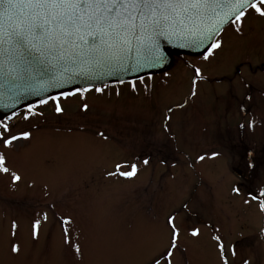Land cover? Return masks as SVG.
<instances>
[{
	"label": "rangeland",
	"instance_id": "1",
	"mask_svg": "<svg viewBox=\"0 0 264 264\" xmlns=\"http://www.w3.org/2000/svg\"><path fill=\"white\" fill-rule=\"evenodd\" d=\"M250 14L251 31L237 33L236 24L228 26L218 38L222 49L210 61L204 55L174 56L160 75L99 87L103 92L91 87L60 96L62 113L50 100L10 120L13 132L28 130L32 137L10 149L0 145L9 167L22 176L13 183L0 173V264H148L168 245L170 214H176L187 249L177 253L175 264H220L213 235L236 247L232 264H264V213L251 200L264 189V98L258 95L264 94V74L255 55L264 54V19ZM241 62L246 67L241 72L246 62L254 70L244 76L254 85L253 100L248 95L245 102L230 94L246 93L241 85L220 79L230 77L224 69ZM193 66L202 68L205 78L198 81L196 97L190 96ZM85 103L89 108L82 111ZM249 106L254 126L237 131L235 124L247 121L240 112ZM169 108L171 121L164 119ZM165 124L174 138L165 134ZM101 131L108 140L101 139ZM212 152L221 155L212 158ZM200 155L206 159L198 160ZM130 163L139 167L134 177L109 175L118 171L117 164ZM65 217L73 221L71 239L83 256L64 244ZM34 219L42 221L38 240L31 235ZM193 225L202 231L199 239L188 235ZM13 241L21 246L19 256L10 251Z\"/></svg>",
	"mask_w": 264,
	"mask_h": 264
},
{
	"label": "snow or ice",
	"instance_id": "2",
	"mask_svg": "<svg viewBox=\"0 0 264 264\" xmlns=\"http://www.w3.org/2000/svg\"><path fill=\"white\" fill-rule=\"evenodd\" d=\"M216 0H0V46L8 45V53H14L23 57V52L32 55V49L41 55L45 53L52 55L57 61H70L72 64L82 63H104L113 59H121L131 51L132 40L137 44V52L141 50L145 41L150 42V57L147 63L141 67H162L168 59L166 51L161 47L160 37L165 38L166 43H171L173 36L183 38L185 28L189 33H195L197 40L192 44L204 45L203 56L205 61H210L215 56V50L223 47V40L217 39L219 27H206L201 31L196 24L198 19L207 13L209 9L215 12L213 4ZM254 13L264 19V0H232L230 6V20L237 25L234 30L242 32L244 20L249 13ZM189 24L191 27H189ZM179 25L180 27H177ZM131 37V39H130ZM208 43H205V42ZM180 47L191 46L188 43L177 45ZM23 50V52L21 51ZM194 79L191 97L198 95V81L204 80L203 69L193 66ZM123 83V81H121ZM55 87V85H52ZM133 91H136L135 83H131ZM84 93L90 91L89 88L77 89ZM96 92H103V88H95ZM147 92L148 89L146 88ZM72 93H61V96H68ZM119 95V93H117ZM83 98V97H82ZM55 103L56 113H62L63 108L59 103V97H50ZM41 103H47L42 100ZM180 107H184L183 104ZM89 105H82V111H87ZM172 109L169 108L164 119L171 121ZM33 115L35 113H32ZM29 116L26 114L24 119ZM253 127V123H249ZM13 125L0 121V145L5 148H12L21 140L27 141L32 137L28 130L13 132ZM165 134L171 137L170 125L165 124ZM241 128L244 125H240ZM103 140H108L106 132H98ZM219 152H212L211 157L217 158ZM247 162V167H253L252 154ZM206 159L205 155L198 156V160ZM148 159L143 160L147 165ZM117 172H110L109 175H119L132 178L139 172L137 163L117 164ZM0 173L10 175L13 183L22 180V176L9 167V161L4 152H0ZM234 193L239 195L240 188L234 187ZM252 201H256L261 213H264V189H261L259 196L252 195ZM250 203L249 200L244 201ZM187 209L188 205H182ZM47 213L43 214V220H47ZM41 219H34L32 223V238L39 239L41 230ZM64 235V244L73 251V254L83 256V249L79 243H73L71 239V218L65 217L61 221ZM167 228L169 242L168 245L154 256L148 264H175L178 252H186L180 243L182 229L176 223V214L167 217ZM12 236L18 231L16 221L12 222ZM219 231V230H216ZM261 235L264 236V227L261 228ZM188 235L194 239H199L202 231L195 225L192 226ZM216 242L220 264H232L230 258L237 256L236 247L226 244L220 235H213ZM10 251L19 256L21 246L13 241ZM244 264H252L245 260Z\"/></svg>",
	"mask_w": 264,
	"mask_h": 264
},
{
	"label": "water",
	"instance_id": "3",
	"mask_svg": "<svg viewBox=\"0 0 264 264\" xmlns=\"http://www.w3.org/2000/svg\"><path fill=\"white\" fill-rule=\"evenodd\" d=\"M231 3L232 0H216L213 4L215 12L209 9L202 20L196 21L197 27L203 31L206 27L218 26L220 33L231 22L229 15ZM158 39L168 59L162 67L154 68L140 66L146 64L150 57L148 50L150 42L147 40L139 52L133 39L131 51L123 58L87 64L57 61L52 55L47 53L41 55L34 49L31 50V56L21 50L23 52L21 58L14 53L6 54L8 45L0 46V119L37 101L78 88L131 81L159 74L168 67L172 55L197 56L204 53V45L191 43L197 40L198 36L195 33L190 34L187 28L184 30L183 38L173 36L171 43H166L164 37ZM185 43L191 46H177ZM236 172L241 173L238 170Z\"/></svg>",
	"mask_w": 264,
	"mask_h": 264
},
{
	"label": "flooded vegetation",
	"instance_id": "4",
	"mask_svg": "<svg viewBox=\"0 0 264 264\" xmlns=\"http://www.w3.org/2000/svg\"><path fill=\"white\" fill-rule=\"evenodd\" d=\"M253 18H254V15H252V14H250V15H248V18L246 19V20H244V22H243V25H242V32H240V33H243V32H246L245 31V27H249V30L251 31V29L253 28ZM249 23V24H248ZM231 25H235V23L234 22H232L231 21V23H229L221 32H220V34L217 36V39L219 38V36L224 32V30L226 29V28H228V26H231ZM238 26H240V25H237L236 24V26L234 27V29L236 28V27H238ZM235 31V30H234ZM236 32V31H235ZM206 53H204V54H202L201 56H203V55H205ZM221 55L222 54H220V57H221ZM255 55H256V57H258V59L257 60H259V67L257 68V69H261L262 71H259V72H263V74H264V54H262V53H258V52H256L255 53ZM218 56V55H217ZM248 61V60H247ZM245 62H241V63H238V65H237V67H235V68H233V70L231 71V69H224V71H227V72H225V73H227V74H229L230 73V77H226L225 75L223 76V78H220V79H223V80H227L229 83V85L232 87L233 85H232V83H235V82H237V84L238 85H241L245 90H246V93L243 91V94L241 95V94H236V93H233V91L232 90H230V94L231 95H233L235 98H238V97H240V96H244V98L241 100V102H245V101H247L248 99H247V97H248V95L251 97V99H249L248 101H250V100H253V98H252V96L250 95V92H252L253 91V83H251V81H249V80H247V77H244V76H247L248 74H251V73H253V68H252V66H251V62H246L247 64H248V66H247V70L245 69V72H241L242 71V69L245 67L244 64ZM246 68V67H245ZM223 75V74H222ZM262 90L264 91V85L262 86ZM258 95L261 97V98H264V94H263V92H262V94H261V92L260 93H258ZM257 99H259V97L257 98ZM254 100H255V98H254ZM251 107L249 106L248 108H247V110H245V111H242V112H245V113H241L240 112V119H241V121H245L246 119H247V121L244 123V122H240V120L234 125L235 126V129H237V131L238 130H246V131H250L251 129H252V127H249L248 125H249V123L251 122H253V116H252V113H254L251 109H250ZM247 111V112H246ZM18 115V113L17 114H15V115H13V116H11V117H9V116H7L6 118H3L1 121L2 122H6V123H9V121L10 120H12L13 118H15L16 116ZM219 120V119H218ZM240 125H244V127L243 128H241L240 127ZM258 196V195H257Z\"/></svg>",
	"mask_w": 264,
	"mask_h": 264
},
{
	"label": "trees",
	"instance_id": "5",
	"mask_svg": "<svg viewBox=\"0 0 264 264\" xmlns=\"http://www.w3.org/2000/svg\"><path fill=\"white\" fill-rule=\"evenodd\" d=\"M181 58V57H180Z\"/></svg>",
	"mask_w": 264,
	"mask_h": 264
}]
</instances>
